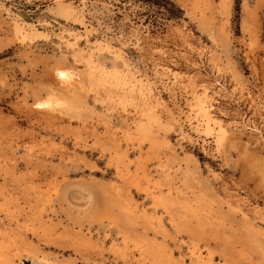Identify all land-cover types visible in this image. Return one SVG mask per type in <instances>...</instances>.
I'll use <instances>...</instances> for the list:
<instances>
[{
  "label": "rangeland",
  "instance_id": "obj_1",
  "mask_svg": "<svg viewBox=\"0 0 264 264\" xmlns=\"http://www.w3.org/2000/svg\"><path fill=\"white\" fill-rule=\"evenodd\" d=\"M83 4L88 37L62 11ZM89 54L144 86L107 99L90 85ZM62 66L74 86L57 82ZM206 83L227 126L220 146L192 105ZM50 91L77 105L35 108ZM147 105L170 127L152 124L146 140L135 127ZM0 234L3 264H264V0H0Z\"/></svg>",
  "mask_w": 264,
  "mask_h": 264
},
{
  "label": "bare ground",
  "instance_id": "obj_2",
  "mask_svg": "<svg viewBox=\"0 0 264 264\" xmlns=\"http://www.w3.org/2000/svg\"><path fill=\"white\" fill-rule=\"evenodd\" d=\"M61 8V7H60ZM62 11L64 12V15L66 14V15H75L76 17H77V19H78V21H79V23L84 27L83 28V30H85V36L84 37H88V35H89V33H90V30L89 29H87V26H86V23H85V12H86V10H85V4H83V6H81V7H73V6H71V7H69V8H63L62 9ZM10 16V15H9ZM71 17V16H70ZM75 18V17H74ZM88 23V22H87ZM90 24V23H89ZM12 25H13V32L15 33V35H17V36H21V37H24V36H26V33H27V31L25 30L26 29V24L25 23H23V22H20L19 20H17L16 18H13L12 19ZM180 32V31H179ZM84 34V33H83ZM181 34V33H180ZM188 34V33H187ZM71 36V37H73V39H74V42H72V43H67V45H70V46H72V45H76V42L80 39V34H77V33H73V32H70V33H68V36ZM185 36H186V34H185ZM182 37V36H181ZM187 38V37H186ZM184 39V38H183ZM187 41V40H186ZM98 43H97V46H98V48L99 49H101V48H104V49H110L111 48V45L108 43V42H106V41H101V40H98L97 41ZM188 42V41H187ZM192 42V41H191ZM194 44V43H193ZM195 47H196V45H195ZM204 47V46H203ZM187 48L189 49V51L190 50H192L193 49V46H192V44H188L187 45ZM184 49V48H183ZM186 49V48H185ZM201 49V48H200ZM208 50H210V49H208ZM76 51V54H77V56H81L82 54L84 55V53H83V51H82V49H76L75 50ZM185 52V51H184ZM201 52V51H200ZM199 52V53H200ZM187 53V52H186ZM198 53V54H199ZM75 54V55H76ZM190 54V53H189ZM113 55H114V58H119V59H121L122 60V62H123V64L127 67L128 66V63L126 62V60H124V58L119 54V53H117V52H115V53H113ZM187 55V54H186ZM202 55V54H201ZM205 54H203V56H204ZM211 55V54H210ZM185 57V56H184ZM83 58H85V66L88 68V78H89V82H90V85L92 86V87H95V88H101V89H103L104 90V92L106 93V97H107V99H111L112 98V96L110 95V93L112 94V90H125L126 91V93H131V92H133L134 91V89H136L135 87H138V88H142L144 85L142 84V81H129L128 79H126V78H124L123 76H121L120 74H119V72L118 71H105L104 70V68H103V66H101L100 65V63L98 62V60H94L93 59V57H92V55L91 54H89L88 56H86V57H83ZM101 58V57H100ZM187 58V57H186ZM214 58V57H213ZM218 67V66H217ZM76 69V68H75ZM116 70V69H115ZM123 72V71H122ZM171 72V71H170ZM174 73V72H173ZM197 74V73H196ZM199 74V73H198ZM54 75H55V78H56V80H57V82L61 85V88L64 86V87H69L70 85H73V84H75L78 80H79V75H78V73L75 71V70H72V69H70V68H64L63 66L60 68V67H57V68H55V70H54ZM185 75V74H184ZM198 76V75H197ZM202 76V75H201ZM190 77H192V76H190ZM213 77V76H212ZM218 77V76H217ZM217 77L215 76L214 77V82H215V84L217 85V86H219V89L220 90H224L223 88H222V84H220L219 83V81H218V79H217ZM195 78V77H194ZM193 77L191 78V79H194ZM201 78V77H200ZM196 79H198V78H196ZM195 79V80H196ZM204 80H205V78H203ZM209 79H210V77H209ZM212 79V78H211ZM201 80V79H200ZM190 82V81H189ZM197 82V81H196ZM198 82H200V81H198ZM203 82V81H202ZM217 82V83H216ZM139 83V84H138ZM201 83V82H200ZM193 84H194V81H193ZM192 85V84H191ZM197 85H200V84H198L197 83ZM211 85H213V84H211ZM74 86V85H73ZM195 86V85H194ZM194 86H193V88H194ZM195 87H197V86H195ZM201 87V86H200ZM224 87V86H223ZM208 88H209V85H207V83L206 84H203L202 85V92H200V95L198 94V95H194L193 96V98H194V103L192 104V105H194V107H196L197 108V110H198V112H199V114H201L200 116H202L203 118H204V120L206 121V125H207V130H210V128H209V122L211 121V122H213V123H215V124H217V126H218V132H217V137H216V143H217V145L218 146H220L221 144H222V142L224 141V139H225V137H227L226 135H227V126H225V124H224V122H225V120L224 121H222V120H220L219 119V117L218 118H216V116H214V114L212 113V109H211V107H213L212 105H211V103L210 104H207V102L210 100V94H208ZM215 88V87H214ZM218 88V87H217ZM149 91H150V89L149 88H147ZM72 90V89H71ZM138 90V89H137ZM139 90H141V89H139ZM124 91V92H125ZM123 92V93H124ZM215 92V91H214ZM123 93L121 94V95H116V97H117V99H118V102H119V104H121L122 105V107H123V105H125L126 103H128L129 101L131 102V98H129V96H128V94L127 95H123ZM141 93H142V91H141ZM113 95V94H112ZM141 95H145V94H141ZM210 95V96H209ZM62 96V95H61ZM61 96H59V94L57 95V94H55V93H52L51 91H50V93H47L46 95H44V97L41 99V100H38L36 103H34L35 104V108H37V109H39V110H52V109H57V107H59L60 108V106H62V105H65V106H67V109L68 108H73V107H75L77 104H76V101L72 98L71 100H68V99H65L64 98V96L65 95H63L62 97ZM75 99H77V98H75ZM94 99L95 100H98V96L96 95V94H94ZM149 99H150V97H149ZM146 101V100H145ZM154 102V101H153ZM157 103V102H156ZM150 104V103H149ZM130 105V104H129ZM140 105V104H139ZM190 105V104H189ZM65 106L63 107V108H65ZM193 107V106H192ZM133 108V107H132ZM195 108V109H196ZM139 109V114H140V119L139 120H137L138 121V123H137V125H136V129H135V131H136V133L139 135V136H141L142 138H144V139H150V138H153V136L151 135L152 134V132H151V125L152 124H154V125H156L157 127H162V126H167V127H170V125L169 124H162V122L160 121V119H159V116L155 113L156 111V109L155 110H153V106L152 105H147V107L146 106H143V107H141V108H138ZM164 112V111H163ZM197 112V113H198ZM167 113H168V115L170 116V119L171 120H175V116H174V114H173V112L171 111V110H167ZM136 114V113H135ZM198 114V115H199ZM164 115V114H163ZM221 115V114H220ZM169 118V117H168ZM167 118V119H168ZM243 119V118H242ZM164 120V119H163ZM179 120V119H178ZM244 120V119H243ZM204 122V121H203ZM248 122H250V121H248ZM209 123V124H208ZM227 123H229V121L227 122ZM236 123V122H235ZM172 124V123H171ZM230 124V123H229ZM232 125V124H231ZM236 125V124H235ZM242 126H243V128H249V129H252L253 127L252 126H250V124L249 123H246V121L244 120V122L241 124ZM241 125H240V128H242L241 127ZM179 126V125H178ZM153 127V126H152ZM239 127V126H238ZM252 127V128H251ZM232 128V127H231ZM235 128V127H234ZM237 128V127H236ZM153 130V129H152ZM229 130V129H228ZM233 130V129H232ZM253 130H256V129H253ZM212 131V130H211ZM158 132V131H157ZM133 133V132H132ZM130 135V134H129ZM133 136V135H132ZM139 138V137H138ZM141 140H143V139H141ZM184 169V168H183ZM123 170V169H122ZM127 172V171H126ZM165 172V171H164ZM191 172V171H190ZM140 174V173H139ZM144 174H146V173H144ZM171 174V173H170ZM181 174V173H180ZM179 175V174H178ZM184 176V175H183ZM183 176H182V178H183ZM129 177V176H128ZM135 177H137V174H136V176ZM188 177V176H187ZM190 177V176H189ZM188 177V178H189ZM179 179V178H178ZM184 179V178H183ZM183 179H182V181H183ZM142 180V179H141ZM171 180V179H170ZM177 180V179H176ZM188 181H189V179H187ZM191 180V179H190ZM179 181V180H178ZM133 182H134V180H133ZM175 182V181H174ZM192 181H190L189 183H191ZM169 183V182H168ZM179 183V182H178ZM177 183V184H178ZM186 183V182H185ZM188 183V184H189ZM192 184H193V182H192ZM190 185V184H189ZM189 185H187V186H189ZM196 185V184H195ZM138 186V185H137ZM140 186V185H139ZM162 186V185H161ZM176 187H177V185H175ZM197 186V185H196ZM196 186H194V184H193V188L194 187H196ZM185 187H186V185H185ZM155 188V187H154ZM178 188V187H177ZM187 188H189V187H187ZM200 188H202V187H200L199 186V189ZM167 189V188H166ZM195 189V188H194ZM197 189H198V187H197ZM198 189V190H199ZM204 189V188H203ZM202 189V192L205 190H203ZM178 190V189H177ZM153 191V190H152ZM200 191V190H199ZM205 191H207V189L205 190ZM211 191V190H210ZM180 192V191H179ZM198 192V191H197ZM212 192V191H211ZM150 193H152V192H150ZM183 193V192H182ZM186 192L184 191V194H185ZM189 193V192H188ZM196 193V192H195ZM203 193H205V192H203ZM202 193V194H203ZM206 193H208V194H212V193H209V191H207ZM190 194V193H189ZM188 194V195H189ZM192 194V193H191ZM202 194H200V195H202ZM233 194V193H232ZM155 195V194H154ZM173 195H175L174 193H173ZM197 195H199V194H197ZM165 196V195H164ZM163 196V197H164ZM187 196V195H186ZM202 196H204V195H202ZM228 196V195H227ZM174 197V196H173ZM191 197V196H190ZM210 196H208L207 198H209ZM239 197V196H238ZM237 196L234 198V196H232L231 197V201L233 202V203H235L236 204V206H238V207H240L241 206V204L243 203L242 202V199L241 198H238ZM183 198V197H182ZM213 198V197H212ZM153 199V198H152ZM175 199V198H174ZM198 199V198H197ZM201 199V198H200ZM171 199L169 198V201H170ZM173 200V199H172ZM192 200H194V199H192ZM168 201V200H167ZM197 201V200H196ZM201 201H202V199H201ZM171 202V201H170ZM198 202V201H197ZM180 203V202H179ZM214 203V202H213ZM155 204H157V203H155ZM162 204V203H161ZM191 204V203H190ZM166 205H167V203H166ZM194 205V204H193ZM192 205V206H193ZM197 205V204H196ZM202 205V204H201ZM168 206V205H167ZM170 206V205H169ZM230 206V205H229ZM172 207V206H171ZM194 207V206H193ZM192 207V208H193ZM198 207H200V206H198ZM203 208H204V206H202ZM206 207V206H205ZM208 207V206H207ZM232 207H233V204H232ZM167 208V207H166ZM176 208H177V206H176ZM197 208V207H196ZM236 208V207H235ZM241 208V207H240ZM170 209V208H169ZM182 209H183V211H184V216H182V217H184L185 218V216H188V215H190L191 214V212H192V210L193 209H191L190 208V206H187V202H186V205H183L182 206ZM199 209V208H198ZM197 209V210H198ZM209 209V208H208ZM234 209V208H233ZM171 211H173L172 209H170ZM169 210V211H170ZM180 210V209H179ZM196 210V211H197ZM210 210V209H209ZM236 210L238 211V209L236 208ZM235 210V211H236ZM242 210V209H241ZM195 211V210H194ZM203 211V210H202ZM211 211V210H210ZM213 212H215V211H213ZM167 213V212H166ZM174 213V212H173ZM240 213V212H239ZM242 213H244L243 211H242ZM40 214V213H39ZM179 214V213H178ZM203 214V213H202ZM241 214V213H240ZM32 215H34V214H32ZM169 215V214H168ZM171 215V214H170ZM173 215V214H172ZM176 215V214H175ZM175 215H173L172 217H175ZM196 215V214H195ZM217 215V214H216ZM257 215H258V213H257ZM210 216V215H209ZM214 216V215H213ZM218 217L217 218H219V216L220 215H217ZM241 216H242V214H241ZM244 216V215H243ZM180 217L181 216H179V220H180ZM194 218H195V216H193ZM210 217H212V216H210ZM221 217V216H220ZM245 217V216H244ZM243 217V218H244ZM249 217V216H248ZM171 218V217H170ZM198 218V217H197ZM215 218V217H214ZM221 218H223V217H221ZM160 219V218H159ZM158 219V220H159ZM177 219V218H176ZM182 219V218H181ZM187 219H188V217H187ZM157 220V221H158ZM185 220V219H184ZM211 220H214V219H211ZM218 220V219H217ZM196 221V220H195ZM198 221V220H197ZM219 221H221L220 219H219ZM224 221V220H223ZM245 221V220H244ZM159 223H160V221H158ZM173 222V221H172ZM181 222V221H180ZM214 221H212V223H213ZM175 223V222H174ZM173 223V224H174ZM197 223V222H196ZM249 223V222H248ZM161 224V223H160ZM200 224V223H199ZM199 224H197L198 226H199ZM197 225H196V227H197ZM246 224H244V226H245ZM160 226H162V224L160 225ZM176 226H179V223H178V225H177V223H176ZM175 226V227H176ZM227 226H229V225H227ZM247 226V225H246ZM245 226V227H246ZM172 227V226H171ZM230 227V226H229ZM6 228V227H5ZM160 228V227H159ZM177 228V227H176ZM184 228H186V227H184ZM233 228V227H232ZM8 229V228H7ZM179 229V228H178ZM250 229V228H249ZM249 229H247V230H249ZM6 230V229H5ZM230 230V229H229ZM234 230H235V228H234ZM1 231H3V230H1ZM163 231V230H162ZM178 231V230H177ZM180 231V230H179ZM251 231V230H250ZM13 232V231H12ZM165 232V231H164ZM231 232V231H230ZM184 233V232H183ZM235 233V232H234ZM234 233H232L233 235H234ZM250 233V232H249ZM254 233V232H253ZM180 234V233H179ZM1 235V234H0ZM209 235V234H208ZM21 236V235H20ZM19 236V237H20ZM235 236V235H234ZM241 236V235H240ZM188 237V236H187ZM213 237V236H212ZM237 237V236H236ZM193 238V237H192ZM224 238V237H223ZM226 239H227V237H225ZM238 238V237H237ZM242 238V237H241ZM19 239V238H18ZM23 239V238H22ZM188 239H189V237H188ZM194 239V238H193ZM215 239V238H214ZM239 239V238H238ZM244 239V238H243ZM20 240V239H19ZM18 240V241H19ZM25 240V239H24ZM181 240V239H180ZM211 240V239H210ZM203 241V240H202ZM218 241V240H217ZM216 241V242H217ZM232 241H234V240H232ZM240 241H244V240H242V239H240ZM139 242V241H138ZM148 242V241H147ZM219 242V241H218ZM226 242V244H227V240L225 241ZM225 242H222V243H225ZM237 242V241H236ZM17 243V242H16ZM15 243V244H16ZM137 243V242H136ZM150 243H152V242H150ZM191 243H195V242H193V240L191 241ZM232 243V242H231ZM241 243V242H240ZM149 244V243H148ZM148 244H146V245H148ZM155 244V243H154ZM153 244V245H154ZM183 244H184V242H183ZM186 244V243H185ZM192 244V245H193ZM197 244V243H196ZM210 244V243H209ZM221 244V243H220ZM6 245V244H5ZM145 245V246H146ZM160 246V244H158L157 243V246ZM188 245H190V243L188 244ZM223 245V244H222ZM228 245V244H227ZM230 245V244H229ZM242 245V244H241ZM240 245V246H241ZM140 246H141V243H140ZM142 246H144V245H142ZM157 246H155V247H157ZM158 246V247H159ZM210 246V245H209ZM239 246V245H238ZM7 247V246H6ZM149 248H151L150 246H148ZM160 247H162V246H160ZM159 247V248H160ZM194 247H195V244H194ZM200 247V246H199ZM206 247V246H205ZM205 247H203V248H205ZM244 247V246H243ZM2 248V247H1ZM10 248V247H9ZM163 248V247H162ZM190 248V247H189ZM240 248V247H239ZM138 249V248H137ZM139 249H140V247H139ZM141 249H145V248H141ZM140 249V250H141ZM154 249V248H153ZM161 249V248H160ZM196 249V248H195ZM198 249V248H197ZM201 249H202V247H201ZM11 250V249H10ZM162 250V249H161ZM164 250V249H163ZM163 250H162V252H163ZM205 250H206V248H205ZM244 250V249H243ZM145 250H143V252H144ZM154 250H152V251H150V255H151V252H153ZM189 251V250H188ZM201 251V250H200ZM207 251V250H206ZM149 252V251H148ZM154 252H156V251H154ZM191 252V251H190ZM189 252V253H190ZM193 252V251H192ZM3 253H5V252H3ZM10 253V252H9ZM195 253V252H194ZM198 253V252H197ZM207 253H208V251H207ZM243 253H246V252H244L243 251ZM147 254V253H146ZM153 254V253H152ZM163 254V253H162ZM205 254V253H204ZM209 254H210V250H209ZM208 254V255H209ZM4 255V254H3ZM147 255H149V254H147ZM190 255H191V253H190ZM198 255V254H197ZM200 255V254H199ZM212 255H214V254H212ZM6 256L7 255H5V256H3V257H5L6 258ZM17 256V255H16ZM146 256V255H145ZM161 256V254L159 255V257ZM192 256H194V255H192ZM201 256V255H200ZM210 256H211V254H210ZM209 256V257H210ZM2 257V256H1ZM2 257V258H3ZM152 257H154L153 255H152ZM158 257V260L162 257H160L159 258ZM163 257H164V254H163ZM191 257V256H190ZM199 257V256H198ZM205 257V256H204ZM203 257V258H204ZM207 258H208V256H206ZM9 260L8 261H12V259L10 260V258L9 257H7ZM6 258V259H7ZM165 258H167V256H165ZM193 258V257H192ZM195 258V257H194ZM227 258V257H226ZM5 259V260H6ZM19 259V258H18ZM162 259V258H161ZM205 259V258H204ZM223 259V258H222ZM3 260H4V258H3ZM20 260V259H19ZM152 260V259H151ZM154 260H156V257H155V259ZM163 260V259H162ZM200 260V259H199ZM198 260V261H199ZM208 260H209V258H208ZM211 260V259H210ZM242 260V259H241ZM246 260V259H245ZM8 261H6V262H8ZM157 261V260H156ZM195 261V260H194ZM202 261V260H201ZM243 261V260H242ZM13 262V261H12ZM17 262V261H16ZM155 262V261H154ZM161 261H159V263H160ZM200 262V261H199ZM157 263V262H156ZM164 263V262H163ZM196 263V262H195ZM198 263V262H197ZM212 263V261L210 262V264ZM233 263V262H232ZM231 263V264H232ZM0 264H3V262H2V259H0ZM22 264V263H21ZM158 264V263H157ZM166 264V263H165ZM177 264V263H176ZM200 264H209V262H207V261H202Z\"/></svg>",
  "mask_w": 264,
  "mask_h": 264
}]
</instances>
